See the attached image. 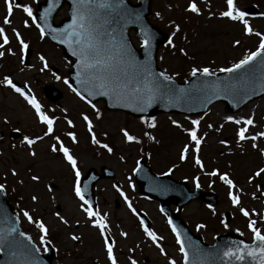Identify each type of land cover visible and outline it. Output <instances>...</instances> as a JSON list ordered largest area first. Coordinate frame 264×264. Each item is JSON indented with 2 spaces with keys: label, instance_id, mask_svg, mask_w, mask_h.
Segmentation results:
<instances>
[{
  "label": "rangeland",
  "instance_id": "1",
  "mask_svg": "<svg viewBox=\"0 0 264 264\" xmlns=\"http://www.w3.org/2000/svg\"><path fill=\"white\" fill-rule=\"evenodd\" d=\"M41 2L43 0H15V3L31 7L33 14L36 4ZM130 2L136 3L137 0ZM189 2L196 3L199 15L186 11ZM234 4L241 11L247 6L258 10L255 18L245 16L252 35L244 33L243 24L239 21L230 22L220 16L227 10L225 0H151L150 23L172 41L171 46L166 43L157 51L159 69L172 79L183 81L192 68L207 67L211 72H221V68H228L256 51L259 37L255 33L264 35V0H234ZM5 14L4 0H0V28L5 30L9 40L0 48L4 52L0 56V131L7 134L18 129L36 142L29 147L7 137L0 141V184L5 186L13 206L20 211L23 229L38 244L39 229L35 223L30 224L25 219L23 212L27 211L33 220L44 223L47 237L53 241L57 251L54 264H111L100 230L91 226L92 221L81 210L80 199L73 191L77 180L71 166L59 152L60 144L76 160L80 177L89 169L99 172L103 166L113 172V179L99 181L95 186L98 206L94 212L99 213L115 240L112 251L116 264H132L133 261L135 264H168L169 260L181 264L180 251L165 226L166 221L158 212L157 203L135 195L137 187L132 178L133 170L142 157L147 158V165L156 174L168 173L175 180L186 181L191 189L195 186V179L201 191L217 194L218 204L214 207L193 201L180 213L190 230L205 242L211 243L215 235L223 233H234L249 240L252 236L247 226L249 220L255 221V227L264 234V219L260 215L264 213V173L254 175L264 168V156L261 155L264 137L257 135L264 132V97L247 104L234 115L228 113L221 103L210 105L206 113L197 118L158 114L144 121L120 112H109L104 109L103 102L85 103L74 95L64 83V80L68 81L70 60L45 37L41 38L39 30L21 10L14 6L8 25L3 24ZM65 17L66 7L62 6L56 21ZM25 21L29 24L27 28L24 27ZM13 29L29 46L26 53L21 54ZM130 37L138 47L139 41L133 33ZM9 49L12 54H9ZM5 77L27 85L42 114L53 120L52 134L44 135L47 126L39 122L34 109L18 93L5 86ZM47 86L60 91L61 98L55 102L47 100L43 93ZM84 116L92 124L91 133ZM229 116L233 120L251 117L253 125L247 126L245 135L257 136V139L238 142L236 133L244 125L228 121L226 117ZM192 120L198 121L196 134L201 138L198 147L188 136L193 128ZM149 122L154 127H148ZM173 122L180 127L177 128ZM122 129L139 143L126 142ZM93 135L97 144L91 142ZM57 138L60 144H57ZM253 143L256 148L252 147ZM101 144L111 148V153L100 147ZM53 146L57 148L56 152L51 151ZM185 146V160L181 161L180 154ZM30 152L35 155H29ZM195 158L200 159L202 169L195 164ZM213 170L217 176L206 175ZM224 174L233 182V194L239 199L237 207H233L228 198V186L219 179ZM32 176L39 179L33 181ZM116 188L125 194L127 204ZM33 196L36 197L35 202ZM241 207L249 212L248 217L240 213ZM132 209L148 215L160 248L144 233L137 231ZM225 215L230 217L227 222L224 221ZM59 217L67 223H61ZM201 224L204 227L198 229L197 225ZM121 232L126 235L121 236ZM71 236L79 239L73 241ZM161 249L164 255H161Z\"/></svg>",
  "mask_w": 264,
  "mask_h": 264
},
{
  "label": "water",
  "instance_id": "2",
  "mask_svg": "<svg viewBox=\"0 0 264 264\" xmlns=\"http://www.w3.org/2000/svg\"><path fill=\"white\" fill-rule=\"evenodd\" d=\"M68 6V18L55 25L54 16L60 7ZM150 0H139L138 4L131 5L127 0L119 5L117 11L108 17L109 23H104V19L97 21L101 24V32L110 30L114 32V37L103 36L101 42L100 57L104 61L105 70L101 73L109 79L118 81L121 85L131 89L142 85V78H138L136 73L149 70L156 78V74L161 73L156 67V52L158 47L165 43L166 35L157 28L152 27L148 21ZM73 0H54L53 10L42 20L41 14L48 8V0L38 5L35 18L37 23L44 28V33L48 39L63 50L66 57L74 59L72 71L69 72L70 84L76 91H79L87 100L96 102L103 100L106 109L120 110L131 116H153L157 113H180L187 115H197L206 111L210 104L222 102L226 105L230 113L237 112L242 106L264 96V56L257 57L251 64L235 73L215 74L208 77L190 76L184 84H179L174 80L168 82L174 95L169 99L157 97L143 112L134 110L138 105L130 97H118L109 91L108 95H99L92 88V85L85 84L83 77L79 75L81 69L77 64V57L72 54L75 45L62 42L61 30L72 22ZM255 14L252 9L246 11ZM134 30L137 38L142 42L147 38V46L136 50L128 36V30ZM145 34L147 36L145 37ZM123 46L128 55L121 58L118 54L119 48ZM233 85V87H226ZM183 90V91H181ZM45 93L51 100L60 98V93L53 89H46ZM17 136V135H13ZM102 175H96L90 170L82 181L81 193L90 195L94 183L100 179L112 177L110 171L101 170ZM137 183L140 185L141 193L160 204V210L171 221L172 227L176 228L181 242L185 245L188 256L187 264H256V260L245 254V259L237 261L235 258H225L223 252L231 248L236 250L240 244H247L255 249L258 242L248 243L243 239L233 235H222L216 237L212 246H207L200 237L193 236L186 225L180 220L178 214L172 213L170 205L177 207L179 212L185 204L192 199H201L211 205L217 203V198L213 193H200L198 189L189 192L185 183L173 181L169 177H157L145 166V160L138 164L135 172ZM143 223L148 225L143 216H140ZM14 228L15 231L8 234V230ZM18 228L16 214L5 199L4 193L0 194V264H51L54 257L52 251H48L46 257L30 251L37 249L34 244H29L24 239V235ZM29 238V237H28ZM30 239V238H29ZM184 263V261H183Z\"/></svg>",
  "mask_w": 264,
  "mask_h": 264
},
{
  "label": "snow or ice",
  "instance_id": "3",
  "mask_svg": "<svg viewBox=\"0 0 264 264\" xmlns=\"http://www.w3.org/2000/svg\"><path fill=\"white\" fill-rule=\"evenodd\" d=\"M58 2V0H56ZM227 5V10L222 11L220 13V16L223 18H227L232 21H239L243 24L244 33L246 35H252V29L250 28L249 24L245 20V12L238 10L237 7L234 4V0H225ZM53 3L54 0H48V8L45 10L44 13L41 14V19L45 20V26L46 25V17L50 14V12L53 10ZM5 4V10L6 14L3 18V24L8 25L11 23L10 17L13 14L14 6L16 9L21 10L30 20L33 25H36V19L33 16V10L31 7L27 5H20L19 3H15V0H4ZM123 4V0H73V7H72V22L66 26L65 29L61 30L63 39L62 42H68L69 45H75L72 54L77 57V64L78 67L81 69L79 75L83 77V82L85 84L92 85V88L95 90V92L99 95H108L109 91H111L113 94L117 95L118 97H130L134 100V102L138 105L137 108L134 110L143 112L147 107L151 106V103L154 99L157 97H160L162 99H169L171 96L174 95L173 90L169 87L168 82L171 80V77L164 73H158L156 74V78H153V75L151 72L147 69H145L143 72L136 73L138 78H142V85L136 88H127L123 85H121L118 81H115L114 79H109L108 77L102 75L101 73L105 70V64L104 61L100 57L101 52V42L102 37L112 36L114 37V32L110 30H105L104 32L100 31V28L102 27L101 24L97 23V21L104 19V23H109L108 17H111L113 13L116 14L117 17L120 16V13L117 11L119 5ZM186 11H189L191 13H195L199 15V9L196 5V3L189 2ZM158 15V14H157ZM24 27H29V24L27 21L24 23ZM37 27L40 30V36L41 38L44 37V28L40 25H37ZM13 33L15 34L16 40L20 44V52L23 54L25 50L29 47L24 41L22 40L20 34L16 32L15 29H13ZM259 37V45L256 49V51L251 52L250 54H247L244 56L243 59L239 60L237 63L233 64L231 67L228 68H221L219 71L225 72V73H235L238 72L241 69H244L245 66L251 64L253 61L256 60L257 57L264 56V35H261L260 33H255ZM147 34H145V37ZM0 40L3 41L2 44H0V48H3L4 45H7L9 43L8 37L5 33V30L3 28H0ZM169 45L171 46L172 41L169 38L168 41ZM238 43V41H237ZM142 47L147 46V38L142 40L141 43ZM9 54L11 53V50L9 49ZM118 54L121 58L127 57L128 53L126 49L121 46L119 48ZM4 52L0 51V56H3ZM21 63H23V55L20 57ZM40 59L43 61V57H40ZM199 73L200 76L208 77L211 75H215L214 72H211L209 68L205 67L202 69L192 68L190 75L195 77ZM57 79H60V77H56ZM64 83L68 85V87L75 92L77 97H79L80 100L84 101L85 103H88V101L85 99L83 95L79 91H76V89L72 88V86L68 83L67 80H64ZM4 84L6 87L12 89L15 93H18L26 102L27 104L34 109L35 115L38 118L39 122L47 126V130L44 132V135H50L53 132V120L49 117L45 116L41 112V107L36 101L34 97H31L29 95H26L24 91L21 90V88L16 87L13 82L8 78H4ZM27 87V85H25ZM226 87H233V85H226ZM183 91V90H181ZM95 110V109H94ZM97 118H99V114H97ZM89 132L92 131V124L89 122L88 117H83ZM226 119L232 123L235 124H243L244 127L239 128L236 135L238 137L239 141H244L246 139H251L255 141L257 139V136H251L247 137L245 135L247 131V126L253 125V120L251 117L244 120H233L231 116L226 117ZM144 121H142L143 123ZM177 128L180 127L179 124H176L173 122ZM193 128L191 131L188 132V136L193 141V143L198 147L201 142V138L197 137L196 134V125L198 124L197 120L191 121ZM69 125L71 126V122L69 121ZM148 127H154V124L149 122ZM211 127V125H209ZM18 131V129H17ZM122 134L124 136V139L126 142H136L139 143V141L135 140V138L130 135L127 131L121 130ZM71 135V134H69ZM258 136L264 137V132L257 133ZM41 137H37V139H40ZM36 141L33 139H29L28 137H24L23 143L27 144L29 147H31ZM57 144H60L59 139H56ZM73 142L75 143V139L73 138ZM91 142L93 144H97L98 141L96 137L93 135ZM223 143V142H222ZM100 147L106 148L109 153H111L112 149L108 148L106 145L101 144ZM253 148H256L257 145L255 143L252 144ZM196 149H193L195 151ZM51 151L56 152L57 148L53 146L51 148ZM187 151V146H185V150L181 152L180 154V160H185V152ZM59 152L63 154L64 159L67 161V163L71 166L72 172L75 174L77 182L80 179V173L77 170V162L76 160L70 155L69 150L65 148L62 144H60ZM29 155H35V153L30 152ZM261 155L264 156V150H261ZM195 164L197 166H200L202 169V164L199 158H195ZM169 172H171V169H169ZM261 173H264V168L259 169L254 173L255 176H260ZM168 173H165L167 175ZM12 175L15 176L16 172L13 171ZM206 175L209 176H217V172L215 170L206 173ZM31 179L33 181L38 180L39 178L37 176H32ZM219 179L225 183L228 186V198L231 201L233 207H237L239 205V199L236 195L233 194V182L231 179L228 178L226 174L220 175ZM195 183V186L199 188V184L196 183V180L193 181ZM131 186V185H130ZM115 187V186H114ZM5 191V186L3 184H0V194H2ZM116 191L119 192L120 196L125 199V203L127 204V198L125 197V194L119 189L116 188ZM74 192L77 198H79L82 201L81 210L86 214V217L92 221V227L98 228L100 230V235L103 237L105 235V229L107 228V224L104 223L103 219H101L98 212H94L92 207L89 205V202L87 200H84L80 188L77 184V186L74 187ZM33 201L35 202L36 197H32ZM84 205H88L85 207ZM129 208L131 209V205H129ZM240 213L248 217L249 212L245 210L244 208H239ZM135 215V212H133ZM252 214H255L253 212ZM59 216V214H57ZM261 218L264 219V213H261ZM23 216L25 219L28 220V222L35 223V226L39 229L40 233V244L43 246L47 243L46 236H47V228L44 225L43 222L40 220H33V218L29 215L27 211L23 212ZM60 218V222L66 224L67 222L62 218ZM95 218V219H93ZM169 226L172 228L173 234H176V228L172 227L171 221L168 222ZM221 223H224L223 220ZM256 222L249 220L248 222V229L252 232V239L253 242H258V246L255 249L250 248L249 245L241 243L239 248L236 250H232L229 248L228 250H225L223 252V256L225 258H235L237 261H242L245 259V254L248 257H252L256 260V264H264V234H261L260 230L255 227ZM204 225H197V228H203ZM227 227V225H225ZM141 228L143 229L145 235L148 236V238L152 241L154 245H156L157 248H160V244L157 243L158 237L155 233L149 231L148 228L144 227L143 221H141ZM15 229L11 228L8 230V234H11V232H14ZM21 236L24 234L21 233ZM126 235L125 233L121 232V236ZM25 240H28V243L31 244V240L24 236ZM71 239L73 241L78 240L79 237L77 236H71ZM176 243L179 245V251L183 257L184 264H187L188 256L185 251V245L181 242V239L179 235H176ZM104 248L107 252V258L111 262V264H116L114 258H113V251H112V245L105 240L104 241ZM30 251H35L36 253L39 252V249H33ZM47 251V249H45ZM165 253L161 249V255H164ZM132 264H135V261L132 262ZM168 264H174V261L169 260Z\"/></svg>",
  "mask_w": 264,
  "mask_h": 264
}]
</instances>
